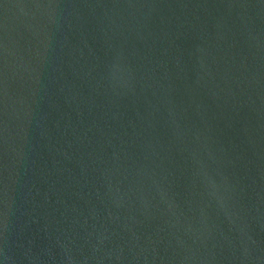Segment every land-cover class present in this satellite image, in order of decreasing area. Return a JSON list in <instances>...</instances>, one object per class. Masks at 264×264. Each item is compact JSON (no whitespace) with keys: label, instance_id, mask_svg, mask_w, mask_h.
I'll return each mask as SVG.
<instances>
[{"label":"water","instance_id":"95a60500","mask_svg":"<svg viewBox=\"0 0 264 264\" xmlns=\"http://www.w3.org/2000/svg\"><path fill=\"white\" fill-rule=\"evenodd\" d=\"M0 264H264V0H0Z\"/></svg>","mask_w":264,"mask_h":264}]
</instances>
